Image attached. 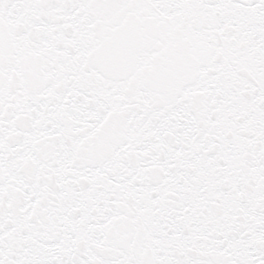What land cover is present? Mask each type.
<instances>
[{"label": "snow or ice", "instance_id": "snow-or-ice-1", "mask_svg": "<svg viewBox=\"0 0 264 264\" xmlns=\"http://www.w3.org/2000/svg\"><path fill=\"white\" fill-rule=\"evenodd\" d=\"M0 264H264V0H0Z\"/></svg>", "mask_w": 264, "mask_h": 264}]
</instances>
